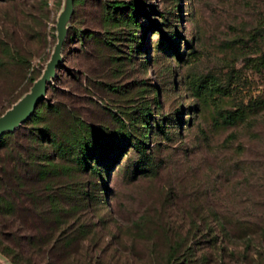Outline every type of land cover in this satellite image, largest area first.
Returning a JSON list of instances; mask_svg holds the SVG:
<instances>
[{"label": "rangeland", "instance_id": "374dc122", "mask_svg": "<svg viewBox=\"0 0 264 264\" xmlns=\"http://www.w3.org/2000/svg\"><path fill=\"white\" fill-rule=\"evenodd\" d=\"M110 1L0 0V132L56 104L123 144L46 179L86 192L73 263L264 264V0Z\"/></svg>", "mask_w": 264, "mask_h": 264}, {"label": "trees", "instance_id": "16d2710c", "mask_svg": "<svg viewBox=\"0 0 264 264\" xmlns=\"http://www.w3.org/2000/svg\"><path fill=\"white\" fill-rule=\"evenodd\" d=\"M110 2L104 5L106 21L114 19L119 9L136 11L134 4ZM126 18L135 21L132 15ZM69 20L70 16L65 17L62 23ZM168 43L178 56L172 40ZM37 106L17 128L0 132V255L10 264H75L74 258L83 246L87 231L73 228L69 219L77 217L76 211L81 210L79 204L86 192L83 190L79 197L68 185L49 183L46 179L54 169L64 174L71 167L84 170L88 162L109 150H115V157L123 144L115 143L113 133L89 127L71 117L69 108L53 104L50 109L47 107L50 118L68 116L64 133H56L49 127L46 111ZM237 117L227 115L222 122L231 124ZM136 145V142L130 144ZM65 162L71 167H64ZM220 227L224 229L223 224ZM77 264L93 263L88 258Z\"/></svg>", "mask_w": 264, "mask_h": 264}, {"label": "water", "instance_id": "95a60500", "mask_svg": "<svg viewBox=\"0 0 264 264\" xmlns=\"http://www.w3.org/2000/svg\"><path fill=\"white\" fill-rule=\"evenodd\" d=\"M1 130V129H0Z\"/></svg>", "mask_w": 264, "mask_h": 264}]
</instances>
